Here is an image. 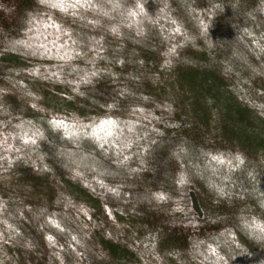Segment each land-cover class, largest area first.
Masks as SVG:
<instances>
[{"label": "rangeland", "instance_id": "rangeland-1", "mask_svg": "<svg viewBox=\"0 0 264 264\" xmlns=\"http://www.w3.org/2000/svg\"><path fill=\"white\" fill-rule=\"evenodd\" d=\"M30 6L0 0V264H264V148L186 79L217 71L264 136V0Z\"/></svg>", "mask_w": 264, "mask_h": 264}, {"label": "trees", "instance_id": "trees-1", "mask_svg": "<svg viewBox=\"0 0 264 264\" xmlns=\"http://www.w3.org/2000/svg\"><path fill=\"white\" fill-rule=\"evenodd\" d=\"M21 4H23V11L28 10L31 6V0H18ZM187 82L190 84L192 90L194 91V100L195 111L205 109L202 105L204 101H207L208 98H213L214 100H218L220 103L224 104L225 110L228 112L227 114V123H225L228 128V137L232 141H237L241 144V146L245 149L255 150L258 147L264 148V136L261 134H256L251 131V128L247 125L249 117V109L242 105L239 101H237L236 97L229 91H227V85L224 83V79L219 75V73L213 69H204L202 71L192 70L189 71L186 75ZM56 92H58L56 90ZM63 93V92H58ZM88 99H92L89 95ZM65 100V97L64 99ZM67 101V110L61 109L59 111H63L64 113H69L72 111L76 112V114L83 116V112L79 113L78 108L76 107L78 104H85L84 102H78L75 99H69ZM87 106V105H85ZM88 107V106H87ZM109 107L116 109V103L110 104ZM206 113V112H205ZM94 114V113H93ZM94 116V115H92ZM107 116L106 112H102L97 117ZM226 120V119H225ZM262 127L264 128V121H262ZM26 173H30V170L25 171ZM80 191V190H79ZM174 248H176L178 242L172 241ZM102 243L105 245L104 248L108 252V254L113 258H127V249L122 245L115 243L113 241L102 240ZM170 244V243H169ZM170 247V246H169ZM30 264H38L37 262H31Z\"/></svg>", "mask_w": 264, "mask_h": 264}]
</instances>
